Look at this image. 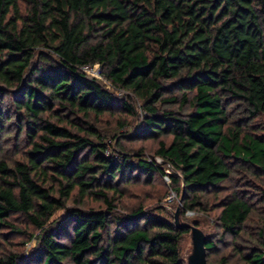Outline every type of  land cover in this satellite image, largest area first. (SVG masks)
<instances>
[{
  "label": "trees",
  "instance_id": "16d2710c",
  "mask_svg": "<svg viewBox=\"0 0 264 264\" xmlns=\"http://www.w3.org/2000/svg\"><path fill=\"white\" fill-rule=\"evenodd\" d=\"M26 1L23 10L20 0H0V134L13 110L27 137L26 161L0 160V231L24 215L39 230L33 259L43 264H187L180 245L190 228L168 209L115 211L109 190L166 171L142 148L133 155L117 143L108 153L95 121L118 106L137 111L81 71L90 63L140 99L132 137L158 140L182 220L221 195L218 224L240 236L264 210V0ZM75 190L106 207L68 208ZM256 227L238 248L249 264H264L263 218ZM31 263L0 256V264Z\"/></svg>",
  "mask_w": 264,
  "mask_h": 264
},
{
  "label": "rangeland",
  "instance_id": "374dc122",
  "mask_svg": "<svg viewBox=\"0 0 264 264\" xmlns=\"http://www.w3.org/2000/svg\"><path fill=\"white\" fill-rule=\"evenodd\" d=\"M20 5L24 10L27 1L20 0ZM102 73L101 67L98 65ZM102 81L104 86L112 91L116 96L123 100H129L132 102L136 109V114H130L126 110L116 107L111 113L107 112L101 115L96 121L95 125L104 139L111 146L108 153L113 152V148L121 146L127 149L131 154L136 155L137 150L142 148L143 156L148 161H155L159 165L164 167L166 174L174 172L170 164L163 161L159 156L155 154V150L158 147V140L153 139H134L132 136L134 128L138 127L141 123V114L143 109L141 107V101L134 95L126 92L124 89H118L106 79L98 78ZM4 102L8 105L9 99L5 97ZM13 118L7 123V133L0 134V160H5L9 166H13L16 161H26V134L25 132L19 133L17 127L18 120L15 117L13 110L11 111ZM54 121L59 122L57 119ZM61 124L66 125L67 122L62 121ZM166 174H154L152 178L147 179L142 176L137 181L130 183L125 182L119 189L120 192L109 190V196L114 197V204L116 205L117 214L127 215L131 213L134 208L144 206L145 208L157 209L159 206L164 207L172 214L180 206L182 209V200L180 201V194L171 187L170 178H166ZM170 177V175L168 176ZM237 177L234 178L236 183ZM176 193L174 201L168 200L170 192ZM221 195H219L220 197ZM213 199V196L209 199L208 207L209 211H188L185 221L193 223L198 221L199 227L205 229L207 232L212 233L213 240L215 241V247L209 251L208 261L209 263H217L221 258H225V264H249L244 258L243 254L239 251L241 246L249 245L253 240V234L257 230V225L260 224V220L264 219V210L260 208L254 213L253 218H250L244 231L240 236H232L230 234H224L217 221L218 209H214L218 201V198ZM112 198V197H111ZM68 208H80V209H100L105 208L104 201L94 194L86 195L84 198H80L75 190L72 197L67 201ZM66 213L65 209L58 210L53 216L55 218H62ZM163 215V213H162ZM13 224L16 228H4L0 231V256L7 253H17L19 256L30 258L31 264H43L33 259L34 253L38 249L39 230H37L32 224L26 220V217L22 214H13L11 217ZM14 230V231H12ZM16 230V231H15ZM19 230V231H18ZM68 242V239H62ZM191 246L190 235L186 234L181 241V251L183 255L188 252ZM239 246V248H238ZM185 256V255H184ZM70 264V263H66Z\"/></svg>",
  "mask_w": 264,
  "mask_h": 264
},
{
  "label": "water",
  "instance_id": "95a60500",
  "mask_svg": "<svg viewBox=\"0 0 264 264\" xmlns=\"http://www.w3.org/2000/svg\"><path fill=\"white\" fill-rule=\"evenodd\" d=\"M172 215L178 227L190 228L189 235L191 239V246L188 249V252L184 254L187 264H217L209 263L207 260L206 242L210 234L205 229L195 224L184 222L181 218L180 206L172 213Z\"/></svg>",
  "mask_w": 264,
  "mask_h": 264
},
{
  "label": "built area",
  "instance_id": "2783aa9c",
  "mask_svg": "<svg viewBox=\"0 0 264 264\" xmlns=\"http://www.w3.org/2000/svg\"><path fill=\"white\" fill-rule=\"evenodd\" d=\"M81 71L92 76L95 78H103L104 76L102 75L100 69L98 68V65H93V64H84L81 66ZM169 175L166 174V178L169 179L170 177H168ZM176 198V193L174 191L170 192V194L168 195V200L170 202L174 201Z\"/></svg>",
  "mask_w": 264,
  "mask_h": 264
}]
</instances>
